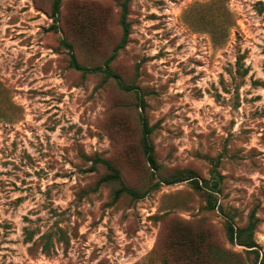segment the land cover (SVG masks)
Returning a JSON list of instances; mask_svg holds the SVG:
<instances>
[{"label":"rangeland","instance_id":"374dc122","mask_svg":"<svg viewBox=\"0 0 264 264\" xmlns=\"http://www.w3.org/2000/svg\"><path fill=\"white\" fill-rule=\"evenodd\" d=\"M51 2L0 0V264L194 263L171 255L182 234L202 237L198 264H257L225 221L254 211L264 255V0L128 1L111 68L144 99L156 169L135 91L69 67L61 43L101 65L124 0H62L57 30ZM95 157L143 196L113 200L118 183L97 185ZM216 172L214 210L191 179L153 187Z\"/></svg>","mask_w":264,"mask_h":264},{"label":"trees","instance_id":"16d2710c","mask_svg":"<svg viewBox=\"0 0 264 264\" xmlns=\"http://www.w3.org/2000/svg\"><path fill=\"white\" fill-rule=\"evenodd\" d=\"M128 1L124 0L121 3V12H120V19L119 23L121 26L122 35L120 40L117 44L114 45L110 55L103 61L101 65H94V66H86L78 62L73 49L72 45L67 42L64 38L61 39L62 45L68 49L69 53V67L80 71L83 74H90L100 72L103 73L106 78H112L116 81L117 85L123 90H134L136 89L135 86L126 85L120 78V76L115 73L111 68V62L117 55V52L124 48L128 42V37L130 33V24L127 20L128 14ZM62 0H52L51 2V10H50V17L52 18V29H58V21L59 15L61 10ZM261 10L264 12V5L262 6ZM137 95V107L139 109V120L141 125V146L142 151L145 157V160L149 163L152 168H157L156 159L154 156V146L150 140V134L152 131V127L148 125L147 118L144 114L145 109V102L143 97L134 90ZM93 162L99 163L103 165L107 173L100 176L97 180V185L105 182H116L118 183V187L113 191V200H117L119 197L125 195L129 196L133 199H139L143 196L141 192L138 190L127 186L121 179L119 169L108 159H103L100 157H95ZM218 172L213 175L214 180L210 182L209 180L202 179L198 180L195 176L189 173L187 176H169L167 178H163V180L156 182L153 187H157L161 185V183L171 184L175 182H179L185 179H191L193 187L197 190L203 191L205 193L206 205L205 208L214 210L216 207V201L214 198V192L218 191L219 186V178L220 176ZM257 224V218L255 217L254 211L248 216L247 222L242 226H235L234 223L230 218H227L225 221L226 225V233L227 237L230 242L236 243L238 245L244 246L247 248V251H250L254 254L255 260L257 264H264V255L261 254L258 250L257 243L254 240V232ZM203 239L200 235L197 236H190L188 234H182L179 236L174 244H173V252L171 255L176 253H181V255H186V257L194 263L191 264H198L203 260L205 253L201 249V244H203ZM200 259V260H199ZM199 260V261H198ZM198 261V262H196Z\"/></svg>","mask_w":264,"mask_h":264}]
</instances>
